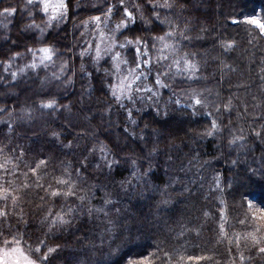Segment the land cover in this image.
Here are the masks:
<instances>
[{
	"label": "trees",
	"instance_id": "obj_1",
	"mask_svg": "<svg viewBox=\"0 0 264 264\" xmlns=\"http://www.w3.org/2000/svg\"><path fill=\"white\" fill-rule=\"evenodd\" d=\"M107 2L114 3L115 0ZM98 6L105 7V0H101ZM5 7H14L17 11L11 16L0 15V48L9 54L20 51L26 55L27 47L39 48L51 43L58 50L54 63L59 62L60 67L62 60L70 62L65 76L61 80L51 81L45 88L40 87V81L45 78V72L50 66L41 67L36 74L31 72L13 78L10 70L5 71V65L0 63V107L16 108L14 117L21 115L20 109L33 112L31 120L10 118L0 113V120L7 121L0 123V146L7 145L6 151L10 155L18 154L23 148L27 152L24 159L28 163L37 157L51 156L48 167L50 175L42 182L51 181L53 175L61 174L63 165L60 160L65 163L73 161L75 166L73 155L65 156L63 152L67 150L61 151L58 145L50 142L49 134L52 130L60 132L62 137L66 136L73 143H76L73 137L78 133H95V136L83 135L79 143L90 145L93 141L112 140L121 146V158L125 154L134 153L132 159L146 156L147 148L138 136H129L124 128L139 134L144 123L154 119L156 126L171 128L174 132V137L161 138L159 153L149 158L152 162L151 172L140 181L132 176L135 169L130 163L117 166L111 177L107 176V169L104 173H93L89 169L84 174L87 182L81 184V188L96 185L87 193L90 203L85 201V205L94 209L103 208V212L93 211L88 216L85 214L86 209L79 206L78 200L54 203L46 198L41 201L39 195H44L42 190L39 195L36 190L20 191L18 206L11 208L9 202V207L17 214L23 209L27 225L18 223L17 215L9 217L8 222L13 230L19 229L23 233L22 242L26 248L35 246L37 238L44 240L47 245L59 246L58 254L53 256V264H124L126 256L150 252H157L162 259H166L163 253H169L171 264H264V257L254 250L249 252L248 242L242 239L251 228L238 222L248 211L249 201L256 208H264V178L259 174L251 179L244 178L245 170L262 166L264 154V142L251 135L253 130H260V125L264 124V35H260L254 26L242 22L246 16L251 15L264 19V0H186L183 10L176 9L170 13L160 10L162 14L170 15L179 25L178 31L185 30L187 25L186 35L191 39L176 38L178 55L187 54L188 59L198 65L200 71L196 75L200 79L189 80L186 74H176L174 67L169 70L167 66L172 60L170 56L169 60L154 63L150 70L153 75L157 71L169 72L168 76L162 75L161 79L171 87H153V91L158 93V99H150L151 94L144 92L137 94L135 105L125 99L122 101L123 108L115 102L108 87L97 93L106 94L104 104L96 103L94 97L88 95V85H98L103 72L95 73L96 79L89 81L78 71L81 63L79 53L88 47L89 42L92 43L95 31L94 25L85 27L80 24V20L87 19L89 15H102V12L95 8H73L67 18L49 27L41 35L39 30H24V25L33 19L41 23V19L46 18L43 12L37 11L36 6H25V0H0V13ZM29 12L33 16H29ZM234 20L241 22L234 24ZM77 24L80 26L74 27ZM229 42L234 46L225 50L224 45ZM3 59L0 56V61ZM83 60L88 71H93L92 65L87 63L89 56ZM107 60L108 57H105ZM102 64L108 66L104 61ZM73 70L76 71L75 76ZM151 76L148 82L153 85L154 76ZM69 78L75 83L67 85ZM107 80L113 82L112 77ZM190 88L209 93L211 97L209 100L206 98V101L212 116L201 114L182 120L179 113L172 111L175 105L171 104L167 106L169 114L165 116V105L169 97L180 99L183 106L189 102L186 90ZM49 97H55L63 104L74 105L73 112L77 117L73 123H69L63 109L51 115L47 110L39 109L40 101ZM229 99L232 101L231 113L224 112L222 107ZM107 105H111L110 113L102 111ZM217 106L221 107L220 112H215ZM128 110L133 112L131 119L136 120V124H132L127 117ZM157 111L160 115L156 114ZM85 116L89 119L85 120ZM212 118L220 120L222 126L231 120L229 128L232 134L247 137L246 147L240 150L239 144L229 145L231 135L228 129L219 138L194 140L195 132L202 131ZM177 121H180L179 125ZM13 149L14 153L11 151ZM234 160L237 161L235 165L232 164ZM137 164L143 165L142 171L148 169V159H138ZM18 171H27V168L21 164ZM217 174L220 179L219 188L216 187ZM0 175H3L2 170ZM23 179L21 176L16 184L19 185ZM123 180L131 183L121 187L120 181ZM153 185L167 188L168 205L157 207L162 197L153 193ZM244 193L247 194L246 199L242 196ZM106 194L107 198L113 200V205L104 204ZM222 200L224 203H221ZM69 207L74 209L66 217L71 220V224L49 232L48 223H41L49 208L55 214L67 213ZM221 211L224 212L223 220L220 219ZM204 212H208L209 216L206 217ZM51 219L49 217V222ZM220 224H224L226 237L220 233ZM237 234L241 236L239 248L236 244ZM126 240L133 242L125 243ZM40 246L46 251L44 244ZM240 253L246 257L243 262ZM155 264H161V260L157 259Z\"/></svg>",
	"mask_w": 264,
	"mask_h": 264
},
{
	"label": "snow or ice",
	"instance_id": "obj_2",
	"mask_svg": "<svg viewBox=\"0 0 264 264\" xmlns=\"http://www.w3.org/2000/svg\"><path fill=\"white\" fill-rule=\"evenodd\" d=\"M106 6L101 8L96 3H85L84 0H25V6H36L37 11L43 12L48 16L47 20L41 19V23H36L35 19L31 23L24 25V30H39L41 35L45 33V29L52 26L51 22L56 20H62L67 18L69 13L73 8H84L91 9L95 8L96 11L102 12V15H89L87 19L80 20V24L87 27L89 24L95 26V32L98 33L97 43H88V47L79 53L81 58V63L79 66V73L86 76V78L91 81L96 79L95 73L103 72V77L100 78L98 85L89 84L88 95L94 97V101L99 104H104L107 100L106 94L100 93V89L108 87L110 89V94L114 98L115 102L120 105L121 108L124 107L122 103L123 100L127 99L133 105H135V100L137 94L139 93H150L151 97H157L158 93L153 91V87L159 88H170L171 85L165 83L161 76H168L169 72L157 71L154 77L153 86H149L144 83L141 84V76H144V80L148 79V75H151V66L159 64L162 61L169 60L172 57L171 63L167 66L169 70L173 67L176 69V74L183 72L188 74L189 80H199L200 77L196 74L200 71L198 65L193 63L188 59L187 54L179 56V48L177 47L176 38L179 37L184 40H190L191 37L186 35L187 25H185V30H179V25L171 18L168 14H162L160 10H167L169 13L173 10L180 9L183 10L186 7V0H115L114 3H108L105 0ZM17 11L14 7H5L0 15L11 16ZM29 16H33L32 12L28 13ZM241 21H232V23H240ZM245 24L254 26L255 29L259 30L260 35H264V19L257 18L255 15L246 16L242 21ZM41 24L44 27H41ZM80 24L74 25V27H79ZM103 25V27H101ZM133 25H138L139 27L133 28ZM166 26V27H164ZM7 27V25H5ZM83 36L84 33L82 32ZM6 40L7 37H4ZM13 44L16 41H12ZM225 46V50L231 49L234 45L229 42ZM27 53H31L33 61L27 65L26 68L36 69L38 64L36 63L37 53L39 55V64L47 67L49 62L54 63V58L58 56V50L54 44L49 43L47 46L33 48L27 47L25 49ZM24 55L20 51H14L10 54L5 52L3 48H0V56L4 59L0 61L5 65V71L11 67L10 61L15 60L17 57ZM89 56V61L92 65L93 71H88L86 67V62L83 58ZM105 57L108 60L105 61ZM104 61L108 66L105 67L102 64ZM183 62V63H182ZM142 66H148L149 72L145 74L143 72H138ZM70 67V62L67 60H62L60 64V72L63 73ZM23 71V69H21ZM12 77L15 78L17 73L12 72ZM76 75V71L73 70V76ZM175 75V74H174ZM53 79L61 80V76L57 73L52 74ZM108 77H119L118 82L113 83L111 80H107ZM264 79V77H262ZM107 80V83L105 81ZM50 83L47 77L40 81V87L45 88ZM75 81L71 78L67 79L66 84L72 85ZM187 100L189 101L185 105L181 106L180 99H173L172 96L169 97L165 108L166 111L164 115L167 116L169 113L167 111L168 105H175L172 109L173 112L179 113L181 119L192 118L198 115L212 116V112L208 111V103L206 98H202V93L198 92L195 88H190L186 90ZM175 95V92H173ZM219 95V93H217ZM142 99V97H141ZM232 101L228 100L227 103L223 104V111L231 113ZM74 105L63 104L59 102L55 97H49L46 100H41L39 103V109L47 110L48 114L57 113L60 109L67 114L69 123H73L77 114L73 112ZM191 109V111H187ZM246 110V109H245ZM17 109H9L7 106L0 107V113L7 114L10 118H16L20 120H31L33 119V112L27 109H20L21 115L19 117H14ZM105 113L111 112V105H107L102 109ZM137 111H141L137 109ZM221 107H215V112H220ZM160 115L159 111L156 113ZM133 112L128 110L127 117L131 120L132 124H136L137 121L131 119ZM85 120L89 119L87 116L84 117ZM191 123V120H188ZM0 123H7L6 120H0ZM180 121H177L179 125ZM232 121L229 120L227 125L221 124L220 120L216 118L210 119L207 124L203 127L202 131H196L193 136L194 140H201L206 138H219L220 134L228 129L231 139L228 140L229 145L239 144L241 149L246 147L247 137L244 135L232 134L229 125ZM10 127V125H9ZM243 132V129H240ZM124 132L129 136H138V138L144 143L147 148L146 156H138L136 159H132L134 153L125 154L122 158L120 157L121 146L115 141L108 140L105 141H93L90 145H81L79 139L83 135L95 136V133H78L73 140L69 141L67 137H62L61 133L52 130L50 132V142L58 145L59 150L64 151L65 156L71 154L75 157V166L73 161H68L65 163L60 160V164L63 165L62 172L59 176L53 175L51 181H45V177L50 175L48 172V167L51 162L52 157L40 158L37 157L32 163L25 161V156L27 152L21 148L19 153L16 155H10L7 149V145L0 146V157H2V162H0V170H2L3 175H0V202L3 206L0 207V264H53V256L58 254L59 246L53 247L47 245L44 240L37 238L35 246L30 245L25 248L23 240V233L19 229L13 230L12 225L8 222L9 217L13 215L18 216V223H23L27 225V221L24 220L23 209L20 213H14L9 207V202L11 208L18 206L21 199L18 194L20 191L36 190L37 195L42 190L44 195H39L41 201L50 200L54 203H59L61 201L78 200L80 202V207L86 209L85 214L91 216L93 211L103 212V208H93L85 205V201H89L90 198L87 195L92 188L96 185H92L89 188H81L80 185L86 183L85 173L92 169V172L104 173L107 169V176L111 177L112 172L117 166H123L124 164H129L135 169L132 172V176L140 181L144 177H147L151 172L152 162L149 159L154 154L159 153L161 138L168 136L174 137V132L171 128L162 129L155 124L154 119H150L144 123V128L141 129L140 133H136L134 130L129 131L128 128H124ZM257 139L264 142V124L260 125V130H253L251 133ZM151 147H147L148 145ZM76 149H80L79 152ZM13 153L15 149L11 150ZM138 159H148V169L142 171L143 165H138ZM237 161H232L235 165ZM21 164L27 171H18L21 168ZM11 165V167H9ZM259 176L264 178V154H262V166L257 169L245 170L244 178L251 179L252 177ZM21 176L24 179L19 185L16 184ZM8 177H13L9 179ZM216 187H220L219 175L216 176ZM125 183L130 184L131 181L123 180L120 181L121 187ZM231 187V184L229 185ZM152 191L154 194L161 196V200L158 202L157 207L161 205H168L169 199L167 198L168 192L167 188L159 185H153ZM185 191H188L185 188ZM84 192V195L80 193ZM182 194V193H181ZM243 198H247V194H242ZM113 200L107 198V194L104 197L105 205H113ZM221 203H224L222 200ZM42 207V205H40ZM243 206V205H242ZM247 212L243 219L238 222L242 225H247L251 228L250 231H246L242 239L248 242V251L253 250L260 256L264 257V208H256L252 201L247 204ZM74 211L73 208L69 207L67 213L57 212L53 214L51 208L48 209L44 219L41 221L42 224L48 223L49 232L54 229H60L64 226L71 224V220L66 217L69 216ZM119 211V210H117ZM249 213L251 215L249 216ZM107 215V213H105ZM204 215L209 216L208 212H204ZM49 217H52L49 222ZM220 219H224V212L221 211ZM110 224L113 222L110 220ZM5 225H7L5 227ZM220 233L222 236L226 237L227 232L225 231L224 224H220ZM111 231V229H108ZM199 234V233H197ZM241 236L237 234L236 244L239 248V243ZM131 240H126L125 243H132ZM41 244L45 245L46 251L41 248ZM159 249V245L156 246ZM162 259L157 255V252L150 253H137L136 256H126L124 258V264H155L157 259L161 260V264H171L172 257L169 253H163ZM248 257L247 259H251ZM183 260V257L180 258ZM200 259L211 260V257H201ZM246 257L243 253H240V260L243 262ZM119 264V262H118ZM235 264V262H233Z\"/></svg>",
	"mask_w": 264,
	"mask_h": 264
},
{
	"label": "rangeland",
	"instance_id": "obj_3",
	"mask_svg": "<svg viewBox=\"0 0 264 264\" xmlns=\"http://www.w3.org/2000/svg\"><path fill=\"white\" fill-rule=\"evenodd\" d=\"M85 1V3L87 2V3H96L97 5L99 4V2L101 1V0H84ZM48 19V16L46 15V18H45V20H47ZM65 19V18H64ZM63 21V19L62 20H56V21H52L51 22V24H52V26H55L56 24H59V23H61ZM42 27H44V25L42 26ZM101 27H103V25H101ZM48 28H46L45 30H47ZM93 39L94 40H92V43L94 44V43H97L98 42V33H96L95 31H94V36H93ZM43 47V46H42ZM39 55H40V53H37V59H36V63L38 64V67L36 68V69H30V68H26L25 67V65H27V64H29V63H31L32 61H33V57H32V54L31 53H28V54H24V55H22V56H20V57H17L15 60H12V61H10V63H11V67L10 68H8L9 70H10V73H12V72H16L17 73V75H16V77H18V76H22V75H29V73H31V72H33L34 74H36L35 72H37L38 70H40V68L41 67H45L44 65H40L39 64ZM193 63H195L194 61H192ZM183 63V62H182ZM48 66H50L48 69H47V71L45 72L46 73V75H45V77H47L48 78V80L51 82V81H56V79H53V77H52V74L55 72V73H57L58 75H60L61 77L62 76H65V74H66V70H65V72H63V73H61L60 72V67H59V62H57V64L56 63H51V62H49L48 64H47V67ZM46 67V68H47ZM21 69H23V71H21ZM152 69V68H151ZM174 70H175V73H176V69L174 68ZM52 71V72H51ZM138 72H143V73H145V74H148V72H149V68H148V66H142L140 69H138L137 70ZM151 72H153L152 70H150ZM186 74V75H188L187 73H183V72H180V73H178L179 75L180 74ZM151 75L152 76H154L155 77V74L153 75L152 73H151ZM151 76V77H152ZM148 77H149V75H148ZM113 78V77H112ZM44 79V78H43ZM118 79H119V77H116L115 79L113 78V83H116V82H118ZM148 80L149 79H147V80H144V76L142 75L141 76V81H140V83L141 84H144V83H146V84H148L150 87L151 86H153V85H151V84H149V82H148ZM198 92H201L202 93V98H208V100H209V97H211L210 95H209V93L208 92H205L204 90H197ZM87 100H89V98H87ZM207 100V99H206ZM207 102V101H206ZM234 147V146H233ZM238 148V147H237ZM238 149H240L241 150V148L239 147ZM25 247V246H24ZM26 248V247H25Z\"/></svg>",
	"mask_w": 264,
	"mask_h": 264
}]
</instances>
